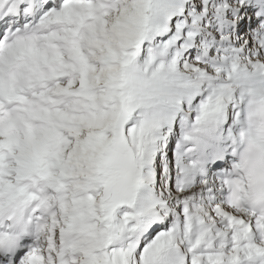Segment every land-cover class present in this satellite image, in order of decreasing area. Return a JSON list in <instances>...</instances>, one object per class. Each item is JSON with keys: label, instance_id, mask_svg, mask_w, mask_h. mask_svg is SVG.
I'll return each mask as SVG.
<instances>
[{"label": "snow or ice", "instance_id": "6c2138e0", "mask_svg": "<svg viewBox=\"0 0 264 264\" xmlns=\"http://www.w3.org/2000/svg\"><path fill=\"white\" fill-rule=\"evenodd\" d=\"M0 264H264V0H0Z\"/></svg>", "mask_w": 264, "mask_h": 264}]
</instances>
